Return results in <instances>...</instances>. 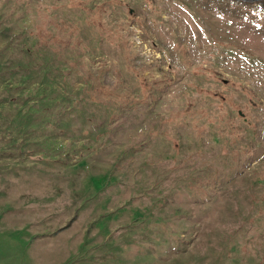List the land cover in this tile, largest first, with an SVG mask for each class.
<instances>
[{"label":"rangeland","instance_id":"374dc122","mask_svg":"<svg viewBox=\"0 0 264 264\" xmlns=\"http://www.w3.org/2000/svg\"><path fill=\"white\" fill-rule=\"evenodd\" d=\"M0 264H264V11L0 0Z\"/></svg>","mask_w":264,"mask_h":264},{"label":"trees","instance_id":"16d2710c","mask_svg":"<svg viewBox=\"0 0 264 264\" xmlns=\"http://www.w3.org/2000/svg\"><path fill=\"white\" fill-rule=\"evenodd\" d=\"M233 3L247 5V6H257L259 9L264 11V0H226Z\"/></svg>","mask_w":264,"mask_h":264},{"label":"crops","instance_id":"0c3cea01","mask_svg":"<svg viewBox=\"0 0 264 264\" xmlns=\"http://www.w3.org/2000/svg\"><path fill=\"white\" fill-rule=\"evenodd\" d=\"M263 11V10H262Z\"/></svg>","mask_w":264,"mask_h":264}]
</instances>
